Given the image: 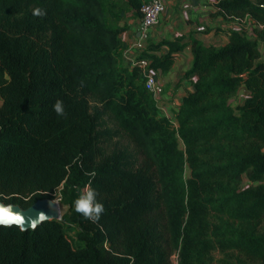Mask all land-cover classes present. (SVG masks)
I'll return each instance as SVG.
<instances>
[{
  "label": "trees",
  "instance_id": "obj_1",
  "mask_svg": "<svg viewBox=\"0 0 264 264\" xmlns=\"http://www.w3.org/2000/svg\"><path fill=\"white\" fill-rule=\"evenodd\" d=\"M142 1L0 0V201L67 208L35 230L0 227V264H170L175 251L177 264H209L213 250L264 264V30L218 28L220 48L192 33L146 45L140 58L161 74L190 46L195 79L174 129L119 54L115 22L141 16ZM214 2L217 16L264 27V0ZM86 187L105 206L96 223L74 210Z\"/></svg>",
  "mask_w": 264,
  "mask_h": 264
},
{
  "label": "crops",
  "instance_id": "obj_2",
  "mask_svg": "<svg viewBox=\"0 0 264 264\" xmlns=\"http://www.w3.org/2000/svg\"><path fill=\"white\" fill-rule=\"evenodd\" d=\"M110 1H119L125 2L126 0H110ZM186 1V2H184ZM190 5H187V0H164L165 12L161 17L159 25L156 29H152L150 32L149 39L144 43L143 49H145L147 44L158 43L161 40H174L176 38L182 37L187 39L188 36L192 33L195 38L199 39L206 45H211L208 43L207 36L199 33L198 25H201L200 22L193 21L191 15L193 13L194 18H198V14H204L207 11V8L201 4L193 5L192 0H188ZM116 12V11H115ZM212 13V11H210ZM216 13V12H215ZM135 13L131 8L124 10L123 17L119 18L115 25L119 28H122V33L120 34L121 47H120V57L122 62L124 61V55L127 50H133L135 48V43L140 37V18L134 16ZM200 19V18H198ZM201 21V20H200ZM209 28L212 24H209ZM211 27L210 29H212ZM227 28L222 25L221 29ZM155 31V32H154ZM157 32L163 34L162 38L157 37ZM209 33V32H208ZM207 33V34H208ZM218 36L211 35L212 40H216L219 46H224L227 42L226 34L222 32L215 33ZM213 37V38H212ZM212 43V41L210 42ZM214 46V45H213ZM216 47V45H215ZM216 47V48H218ZM192 60L190 46L187 45L182 51L173 54V65L168 73L161 74L157 77L159 85L162 87L163 93L158 97V102L156 106L158 107L159 113L171 115V110H177V107L180 105L182 98L188 93L191 92V83L195 79L194 76H189L188 78L184 77V73L189 69L190 63ZM182 74V75H181ZM164 75V76H163ZM181 79L178 82L180 86L177 88V92L172 95V93L167 92L166 86H172L175 82L174 79ZM177 87V85H174ZM186 88V93L184 92ZM1 104V102H0ZM161 111V112H160Z\"/></svg>",
  "mask_w": 264,
  "mask_h": 264
},
{
  "label": "rangeland",
  "instance_id": "obj_3",
  "mask_svg": "<svg viewBox=\"0 0 264 264\" xmlns=\"http://www.w3.org/2000/svg\"><path fill=\"white\" fill-rule=\"evenodd\" d=\"M184 2H186V1H184ZM214 4H215L214 0H204L202 5L207 8V11L204 12V14L201 13V14L197 15L198 18H200V19H198L197 17L194 18L193 17V13L191 15V18H193V21L200 22L201 25H198V27H199L198 31L201 34H204L205 37L207 36L208 43L211 44V45H214V46L216 45V47H218V45H219L218 42L216 40H212L211 39V35L214 34V36L217 37L218 35L215 34V33H217L216 32L217 29L221 28L222 25L226 26L227 28L235 29L236 27H238V23L239 22L236 21V19H232V18H229V17L223 18L222 16H217L215 11H214ZM187 5H190L188 0H187ZM210 11H212V13ZM134 16L140 18V16H138V15H134ZM209 24H212L211 25V27H213L212 29H210L211 27L209 28V26H210ZM243 25L244 26H242V30L245 31V33L247 34V37L250 38V39L256 40L255 39L256 36H257L256 35V30H254L250 26H248L247 23L243 24ZM156 35H157L158 38H162L163 37V34L161 32L160 33L157 32ZM211 41H212V43H210ZM220 47L221 46H219L218 48H220ZM259 51L264 56V43L259 45ZM159 76H161V75L159 74ZM159 76H157V77H159ZM179 80H181V79H179ZM179 80H178V78L177 79L175 78L174 79L175 83L172 86H166L167 92L172 93V95L175 94L177 92L176 91L177 88L180 86V83L178 85ZM174 85H177V87H174ZM184 92L185 93L187 92L186 88H184ZM247 95H248L247 91L245 90L244 86L241 85L237 89V91L229 97L228 102H229V104L231 106L236 107L237 105H239V104H241L243 102V100L247 97ZM173 113H174V111L171 110V115H168V116L169 117H174ZM119 141H122V140H119ZM179 144H180V147H181V142L180 141H179ZM184 171H185V178L186 179L189 178L192 170H190L188 164L185 165V170ZM261 183L264 184V180ZM258 184H259L258 182L250 183V182H248L247 180L244 179L238 184V187L239 188L255 187ZM54 200L59 202V197L55 196ZM59 204H60V202H59ZM60 207H61V215H62L63 213L66 212L67 208L65 206L61 205V204H60ZM208 217H209L208 220L211 222V224L218 223V216L215 215V213H211ZM263 227H264V225H263ZM176 255H177L176 251L171 253V256L169 258L170 264H173V262H175V260L173 259L172 256H176ZM209 264H260V263L251 262V261L247 260L246 258L242 257L241 255H239L237 253H232V252L223 253V252H221L219 250H213L211 252V255H210Z\"/></svg>",
  "mask_w": 264,
  "mask_h": 264
},
{
  "label": "built area",
  "instance_id": "obj_4",
  "mask_svg": "<svg viewBox=\"0 0 264 264\" xmlns=\"http://www.w3.org/2000/svg\"><path fill=\"white\" fill-rule=\"evenodd\" d=\"M165 12V4L164 0H143L142 5L140 7V37L135 43V48L133 50H127L124 55V61L130 68H135L138 70L146 91L152 94L155 98L156 103L158 102V97L162 95L163 90L159 85L157 80L158 71L150 68V61L146 59L140 58V53L143 49V45L149 39L150 32L152 29L156 28L161 20L162 15ZM238 27L235 29L238 31H242L243 24L250 26L254 30H264L262 25L254 22L248 15H245L243 19H237ZM240 25V26H239ZM251 30V29H250ZM160 33V32H159ZM246 34V33H245ZM247 35V34H246ZM165 116L172 128L176 129L177 124L174 120V117H169L166 114H162ZM175 262L173 264L178 263V256H172Z\"/></svg>",
  "mask_w": 264,
  "mask_h": 264
},
{
  "label": "clouds",
  "instance_id": "obj_5",
  "mask_svg": "<svg viewBox=\"0 0 264 264\" xmlns=\"http://www.w3.org/2000/svg\"><path fill=\"white\" fill-rule=\"evenodd\" d=\"M33 15L43 17L46 15V10L39 7L34 8ZM53 110L58 116H66V109L62 100L56 101ZM97 195L94 189L86 187L83 194L73 202L75 212L93 223L98 222L105 212V206L97 201ZM48 219L49 216L44 212L37 213L35 217H26L23 213L12 210L11 206L0 205V227L16 226L21 231H26L29 227L35 229L40 223Z\"/></svg>",
  "mask_w": 264,
  "mask_h": 264
},
{
  "label": "water",
  "instance_id": "obj_6",
  "mask_svg": "<svg viewBox=\"0 0 264 264\" xmlns=\"http://www.w3.org/2000/svg\"><path fill=\"white\" fill-rule=\"evenodd\" d=\"M0 205L11 206L12 210L23 213L26 217L27 216L35 217L37 213L44 212L49 216V219L46 220L45 222L59 220L61 219V216H62L61 207H60L59 202L55 201L54 199H50V198H43L37 201L35 200V202L26 209H23L20 206L14 205V204H5L1 201H0ZM42 223H40L38 226H40ZM35 229H32L29 227L27 230H35Z\"/></svg>",
  "mask_w": 264,
  "mask_h": 264
}]
</instances>
